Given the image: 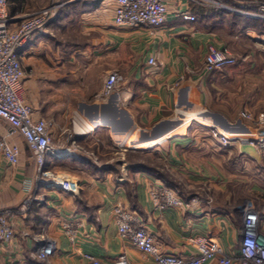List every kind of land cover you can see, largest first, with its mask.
<instances>
[{"label":"crops","instance_id":"0c3cea01","mask_svg":"<svg viewBox=\"0 0 264 264\" xmlns=\"http://www.w3.org/2000/svg\"><path fill=\"white\" fill-rule=\"evenodd\" d=\"M227 3L170 0L167 20L154 35L144 28H117L115 0L49 3L47 7L57 8L47 34L32 38L20 52L24 101L35 120L52 122L53 146L71 152L59 159L47 157L45 169L77 181L79 192L39 187L31 152L14 137L20 148L19 166L8 168L0 158V213L12 210L16 235L0 246V264H35L32 256L45 240L53 241L57 249L52 264H90L83 254L100 264H113L122 254L136 263L150 262L130 241L118 237L112 215L117 204L138 214L164 254L194 256L197 251L189 239L205 236L238 258L246 208L264 214V160L250 146H221L193 120L200 118L252 139L264 133L237 121L240 111L255 118L264 112V89L253 91V79H247L252 71L234 65L208 75L202 72L209 44L231 49L243 60L250 57L242 52L248 42L264 45V32L255 31L254 25L264 19L237 14ZM180 14L195 21H184ZM149 58H154L155 66L148 65ZM110 73L120 83L110 97L100 100L96 96ZM8 132L9 126L0 120V137ZM111 150L120 152L116 160L106 158ZM124 150L157 157L188 184H209L227 195L223 203L231 208L201 201L185 210L155 211L148 191L163 181L131 170ZM240 191L253 199L232 206L230 192ZM30 198L43 202H32L21 212ZM68 219L83 223L77 246L60 233V224ZM22 231L30 237L21 238Z\"/></svg>","mask_w":264,"mask_h":264},{"label":"built area","instance_id":"2783aa9c","mask_svg":"<svg viewBox=\"0 0 264 264\" xmlns=\"http://www.w3.org/2000/svg\"><path fill=\"white\" fill-rule=\"evenodd\" d=\"M170 0H115L114 25L117 28H144L151 35L157 33L168 16L167 4ZM188 3H197L201 0H185ZM234 4L233 10L240 15H250L264 19V0H228ZM255 5L258 13H247L246 7ZM57 6L52 4L38 12L20 17H10L6 0H0V120L9 126V132L0 137V158L8 168H18L20 148L12 140L20 137L31 152L36 165L35 183L44 191H61L72 195L79 192L77 181L67 179L57 173L45 169L47 157L59 159L71 154L69 149L55 148L50 135L51 123L45 119L33 118L32 109L24 101V72L21 68L19 56L24 46L32 39L47 34V28L53 21ZM179 17L187 22H194L195 18L188 14ZM236 59L226 47H217L209 44L203 61L202 72L211 74L224 68L232 67ZM149 66H155L154 58H149ZM120 83V78L108 74L101 85L96 98L105 100L111 96ZM242 118L252 122L256 129L264 132V113L257 119L243 113ZM206 127V126H205ZM221 146L239 143L253 147L264 158V133L259 138H249L223 130L218 126L206 127ZM148 196L155 211L162 213L167 209L185 210L190 205L201 203L199 197L189 202L178 192L164 183L153 185ZM210 200H206L209 202ZM42 204L43 200L30 198L21 206L25 211L30 203ZM12 210L0 213V246H6L15 238L16 232L10 221ZM112 215L119 238L128 240L150 262L142 264H206L215 260L218 264H264V214L254 207L248 206L244 212V222L241 230V240L238 247V258L225 252L219 244L210 237L196 236L189 239V244L197 251L194 256L179 257L160 252L155 244L154 237L143 227L137 213L117 204ZM84 226L82 222L65 220L60 226L61 235L72 245L81 242ZM23 239L30 234L20 232ZM55 243L45 240L32 256L35 264H52L51 258L56 253ZM83 258L90 264H100L93 256L83 254ZM26 264V263H22ZM113 264H141L136 263L125 254L120 255Z\"/></svg>","mask_w":264,"mask_h":264},{"label":"rangeland","instance_id":"374dc122","mask_svg":"<svg viewBox=\"0 0 264 264\" xmlns=\"http://www.w3.org/2000/svg\"><path fill=\"white\" fill-rule=\"evenodd\" d=\"M51 1L52 0L50 1L49 0H27V4H24L23 6L24 11L20 15V17L31 15V14L38 12L39 10L47 7ZM258 24L257 25L254 24L255 31L264 32V26L260 24V22ZM245 47L246 48H242V52H247L250 54V57L247 60L240 59L239 55H237L236 53H233L231 49L229 50L234 56V58L236 59V64H235L236 67L242 68L243 71H246V70L252 71L251 73L252 76H248L247 79L248 80L253 79V84H252L253 91L255 90L258 91L257 89H259L260 91L261 89H264V45L257 44L255 42L254 43L248 42V44ZM249 86L247 89H249ZM243 113H247V112L240 111L237 121H241V122L243 121L251 129H256L257 127L253 126L251 121H248L242 118ZM249 115L251 118L257 119L261 114L257 118L253 117L251 114ZM47 121L52 124L50 120H47ZM208 134H210L213 137L210 131ZM102 139H103L104 144L106 145L107 141L105 140V136ZM118 153L120 152L111 150L108 153L106 158L116 160L115 154H118ZM128 157L131 159L130 156H126L124 153L123 159L125 160ZM96 159L99 161L101 160L100 157H96ZM113 160L111 162H113ZM131 160H133V158ZM150 164H152L156 169H158L159 172L166 175L168 184H170V186H172L178 192V194H180L181 197L185 199L187 198L192 199L195 197H199L202 202H205L206 200H210L212 202V205H214L215 207H219L220 205H222V207L226 209L231 208V206L229 207L226 206L225 202L223 203V200L226 201V198H228L226 197L227 195H223L224 193L221 194L220 190L213 189L209 184H201L199 186L188 184V180H186L183 176L179 175L178 173L172 172L170 168H168L167 165L164 164L162 161L154 160V161H151ZM222 183L223 181H221L218 185ZM230 193L232 194V197H230V199H232L233 201H228V202H230L232 206H235L237 205V203L241 202L242 200L249 198V195L245 196V192L243 191L230 192ZM252 199L253 198H249V200H252Z\"/></svg>","mask_w":264,"mask_h":264},{"label":"trees","instance_id":"16d2710c","mask_svg":"<svg viewBox=\"0 0 264 264\" xmlns=\"http://www.w3.org/2000/svg\"><path fill=\"white\" fill-rule=\"evenodd\" d=\"M6 1L8 4V12L10 17H16L22 14V12L24 11L23 5L26 4L25 0H6ZM215 1L223 5H228L227 2H229L231 6L234 7V4L228 0H215ZM245 9L247 12L258 13V7L255 5L248 6ZM259 22L260 24L264 25V22L261 20L260 21L255 20L254 24L257 25ZM124 153L126 156H130L131 159L133 158V160H131L129 157L125 159V161L129 163L131 170H142L147 173L153 174L157 178H160L165 185L172 187L170 186V184H168L166 175L159 172L158 169H156L152 164H150L151 161L158 160L157 157H153V156L151 157L147 153L133 152L130 150H124Z\"/></svg>","mask_w":264,"mask_h":264},{"label":"bare ground","instance_id":"6f19581e","mask_svg":"<svg viewBox=\"0 0 264 264\" xmlns=\"http://www.w3.org/2000/svg\"><path fill=\"white\" fill-rule=\"evenodd\" d=\"M191 119V118H190ZM193 120H195V123L196 124H199V125H203V126H206V127H210V124H208L206 122V120H202L200 118H193ZM125 144V143H124ZM140 150H149L150 147H146V146H140L138 147Z\"/></svg>","mask_w":264,"mask_h":264}]
</instances>
